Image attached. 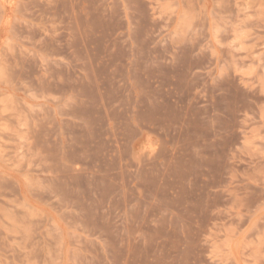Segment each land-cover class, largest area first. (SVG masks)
<instances>
[{"label":"rangeland","instance_id":"374dc122","mask_svg":"<svg viewBox=\"0 0 264 264\" xmlns=\"http://www.w3.org/2000/svg\"><path fill=\"white\" fill-rule=\"evenodd\" d=\"M0 264H264V0H0Z\"/></svg>","mask_w":264,"mask_h":264}]
</instances>
